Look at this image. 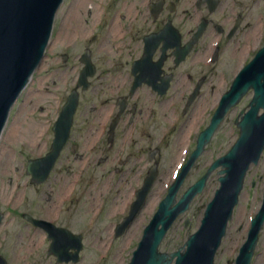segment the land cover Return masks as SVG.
Masks as SVG:
<instances>
[{
    "label": "rangeland",
    "instance_id": "374dc122",
    "mask_svg": "<svg viewBox=\"0 0 264 264\" xmlns=\"http://www.w3.org/2000/svg\"><path fill=\"white\" fill-rule=\"evenodd\" d=\"M89 7L93 12V8ZM62 10L64 11L65 8L60 11ZM85 19L84 32L90 30L92 22L89 17ZM62 44L64 42H59L57 46L49 48L46 61L43 62V66L35 75L34 82L31 85L33 88H50L51 90L57 86L58 89L60 88L59 93L62 88H71V77L75 71L71 72L69 68L77 63L84 46L78 43L71 47L67 52L68 60L62 63L60 61L62 60L61 52L64 51ZM96 47L97 45L94 48L92 47V49L95 50ZM220 65L222 63L215 66L216 71L225 72L221 69L222 67H218ZM114 85L115 81L102 78L98 82V88L96 89L99 98H107L106 95L110 92L109 88L113 87L111 91L115 90ZM227 85H229V79H225V83L222 80H216L215 90L203 94L198 100L196 115L198 124L202 129L207 126L212 115L216 103V101L214 103V100L220 99ZM28 94L26 100L15 107V111L9 118L0 141V158H3L0 159V213L4 215L0 225V255L5 257L8 264H56L55 258L46 254V249L48 248V243L46 242L38 240L37 247L33 251H27L30 238L39 235L36 234L38 231H34L26 225L21 215L27 213L33 216L45 217V214H49V216L52 214V211L38 212L37 205L39 204L55 209L53 215L58 217L60 226L69 229L75 234L81 235L84 233V236L81 235L83 238V249L80 254L82 260L79 264H128L132 251L141 239L143 229L151 220L158 203L165 197L167 189L173 181V172L175 170L173 165L171 166L170 164L172 161L176 162V168L183 161L185 151L186 153L191 152L193 144L186 139L183 152H181L177 160L176 153L179 147L182 148V143L179 146L174 141L160 144L153 143L157 140V137L151 139V143L147 141L148 139L144 141L141 137L137 143H130L132 147L128 148V150L126 147L122 149L120 141L114 147L103 142L100 146L98 144L94 151L91 152L94 145L88 138L93 136L88 134L86 139L87 133L82 131L84 124H87L91 119V116L86 117L88 109H84V107L88 108L96 104L93 105V101L86 103L84 100L81 102V109L75 122V127H78V129L72 133L73 140L71 141V143L74 142L79 146L77 153L83 155V159L77 160L71 154L69 145L56 164L47 183L43 187L36 188L30 184L29 178L25 174L24 163L26 157L31 159L34 157L37 149L30 147L26 141L16 139L13 136L16 130L25 128L26 125H28V128H34V137L44 132V128L52 121L51 117L54 114L56 101L54 96L50 94L47 96L34 95L38 93L31 90ZM251 96V93L247 94L240 104L228 113L204 154L187 176L179 196L203 175L212 161L224 155L231 145L235 143L238 130L234 126V120L239 111L248 103ZM47 104H50V106L45 108ZM39 106L43 109L42 113L35 112ZM246 108L247 106L244 109ZM43 112L45 113L41 116ZM164 114L165 117L162 116L163 119L161 121L163 123L168 120L169 111L164 112ZM178 114L179 112L175 115ZM154 124L158 125L156 131L159 132V124ZM195 126L194 129L196 130L198 126L196 124ZM13 129L14 133H11ZM154 130L153 128L152 131ZM169 136H178V131ZM41 146L42 151H44L46 146L44 143ZM148 147H159L160 150L162 149L160 176H158L152 188L147 204L135 222L122 237L115 239L112 234L108 233V229L109 227L113 228L115 218L122 217L127 212V204L133 198L132 185L136 186L142 177H134L138 169L132 165L134 163L139 165V161H136L137 158L135 156L126 165L127 173L124 177L114 176L111 173L110 163L112 160L114 161L117 153L124 154L127 151L128 154H133V150L140 148H144L146 157V149ZM5 153L9 154L8 159ZM106 156H109L108 162L100 166L99 159ZM67 167H70V176L65 173ZM132 168H135L133 172L131 171ZM217 178L218 176L214 172L202 193L194 198L187 214L181 216L172 225L163 239L160 247L161 251L171 253L184 244L187 232L183 228V223L186 217L193 219L192 232L196 230L205 206L219 186ZM252 182H254L253 188L251 187ZM263 189L264 154L258 165L251 167L247 174L238 205L234 209L226 235L216 254L215 264H232L234 261L245 239L247 224L260 206ZM67 195H71L69 197L70 202L65 204L64 201V204L61 205ZM152 200H154V204L149 207L148 204ZM123 201L125 203L122 207ZM11 209L16 212L7 214L6 210L12 212ZM117 211L119 212L116 213ZM101 240H106V244L102 247L99 246ZM263 241L264 228L262 231V243ZM259 250L262 251L261 242Z\"/></svg>",
    "mask_w": 264,
    "mask_h": 264
},
{
    "label": "flooded vegetation",
    "instance_id": "af4514ba",
    "mask_svg": "<svg viewBox=\"0 0 264 264\" xmlns=\"http://www.w3.org/2000/svg\"><path fill=\"white\" fill-rule=\"evenodd\" d=\"M100 1L101 16L107 27L105 34L109 38V41L103 42L104 49H101L110 54L112 51L108 48L111 42L125 49L113 56L117 60L115 64L119 65V71L114 74L122 75L125 71L128 80L119 84L118 89L129 91L134 77H141L134 93L127 98V114L124 115L127 124L136 118L145 119L155 107L158 110L167 107L170 94L181 97L180 101L186 103L198 79L216 78L214 73L209 72L211 68L219 63L240 61L250 45L264 42V0ZM114 25L117 30L110 33ZM164 28L169 44L163 55L162 41L152 48L153 63L162 55L153 79L144 78V71H131L133 63L143 55L144 40ZM102 36L101 31L100 38ZM171 42L177 43L178 47L171 46ZM186 49L185 58L180 64H175L176 52L183 53ZM158 90L166 92L160 95Z\"/></svg>",
    "mask_w": 264,
    "mask_h": 264
},
{
    "label": "water",
    "instance_id": "95a60500",
    "mask_svg": "<svg viewBox=\"0 0 264 264\" xmlns=\"http://www.w3.org/2000/svg\"><path fill=\"white\" fill-rule=\"evenodd\" d=\"M60 2L61 0H0V133L14 100L42 58L50 35L53 12ZM249 88L254 89L255 97L250 103L249 112L241 117L240 122L236 121L241 131L239 140L224 158L211 166L204 178L187 191L183 199L188 201L194 193L200 191L214 169L219 166L224 168L218 173L225 174L219 178L220 194L210 207L206 223L202 224L198 236H192L187 241V253L175 254L178 256L176 264H212L213 255L224 234V204L226 200L230 205L236 203L245 172L251 163L256 162L264 146V113L258 116L259 109L264 110V49L238 76L230 92L223 97L210 127L198 138L197 150L187 166L203 150L226 111L236 104ZM251 98L252 96L249 101ZM71 112L66 110L60 122L66 121ZM67 128L68 126L64 125L59 131L61 145L65 140ZM173 194L163 202L151 226L146 229L131 264L171 262L170 259L167 260V255L157 253V246L174 216L170 210ZM256 220L257 225L264 221V204ZM158 225L163 228L159 230ZM173 257L171 255V258ZM248 260L249 256L244 253L242 264Z\"/></svg>",
    "mask_w": 264,
    "mask_h": 264
},
{
    "label": "bare ground",
    "instance_id": "6f19581e",
    "mask_svg": "<svg viewBox=\"0 0 264 264\" xmlns=\"http://www.w3.org/2000/svg\"><path fill=\"white\" fill-rule=\"evenodd\" d=\"M81 4L85 5L84 2H82ZM74 15L75 16H72L73 20L76 19V14H74ZM113 24H114V22H113ZM76 29H78V28H76ZM116 30H117V28L114 25L111 28L110 33H114V32H116ZM214 103H215V101H214ZM25 128H26V130H25ZM25 128H20L19 130H16L13 137H15L16 139H19V140H24L28 143H31L34 147L39 148L40 147L39 139L37 137L33 136L34 135V128H31V127L28 128V125H26ZM11 133H14V129L11 130ZM15 138H12V139H15ZM8 155H9L8 153H5V156L7 157V159H8ZM0 159H3V158H0ZM153 204H154V200H152L148 205H149V207H151V206H153ZM109 232H110V229H108V233ZM99 243H100L99 246L102 247L106 244V240H101ZM37 245H38V239L35 236H32L30 238L28 245H27V251H30V250L33 251L37 247Z\"/></svg>",
    "mask_w": 264,
    "mask_h": 264
}]
</instances>
